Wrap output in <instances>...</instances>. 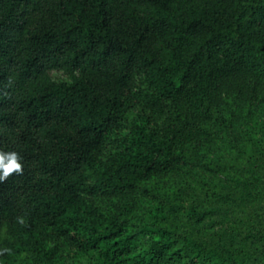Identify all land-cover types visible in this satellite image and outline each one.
Masks as SVG:
<instances>
[{"label": "trees", "instance_id": "1", "mask_svg": "<svg viewBox=\"0 0 264 264\" xmlns=\"http://www.w3.org/2000/svg\"><path fill=\"white\" fill-rule=\"evenodd\" d=\"M0 151V264H264V0H0Z\"/></svg>", "mask_w": 264, "mask_h": 264}, {"label": "clouds", "instance_id": "2", "mask_svg": "<svg viewBox=\"0 0 264 264\" xmlns=\"http://www.w3.org/2000/svg\"><path fill=\"white\" fill-rule=\"evenodd\" d=\"M23 169L21 157L15 151H0V181H4L14 171L20 172Z\"/></svg>", "mask_w": 264, "mask_h": 264}, {"label": "rangeland", "instance_id": "3", "mask_svg": "<svg viewBox=\"0 0 264 264\" xmlns=\"http://www.w3.org/2000/svg\"><path fill=\"white\" fill-rule=\"evenodd\" d=\"M55 74H59V75H64L62 72H55ZM244 124H246V121L244 122ZM170 187V184L168 185ZM73 264H83L82 262L78 261L76 263H73Z\"/></svg>", "mask_w": 264, "mask_h": 264}]
</instances>
